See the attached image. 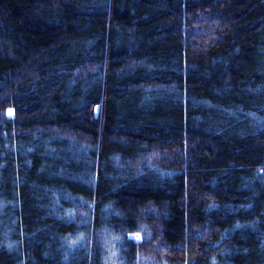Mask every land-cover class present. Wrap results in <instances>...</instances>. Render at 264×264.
<instances>
[{
    "label": "trees",
    "instance_id": "trees-1",
    "mask_svg": "<svg viewBox=\"0 0 264 264\" xmlns=\"http://www.w3.org/2000/svg\"><path fill=\"white\" fill-rule=\"evenodd\" d=\"M0 264H264V0H0Z\"/></svg>",
    "mask_w": 264,
    "mask_h": 264
},
{
    "label": "water",
    "instance_id": "water-1",
    "mask_svg": "<svg viewBox=\"0 0 264 264\" xmlns=\"http://www.w3.org/2000/svg\"><path fill=\"white\" fill-rule=\"evenodd\" d=\"M98 114V109H96V115ZM129 239H132V236H129Z\"/></svg>",
    "mask_w": 264,
    "mask_h": 264
},
{
    "label": "snow or ice",
    "instance_id": "snow-or-ice-1",
    "mask_svg": "<svg viewBox=\"0 0 264 264\" xmlns=\"http://www.w3.org/2000/svg\"><path fill=\"white\" fill-rule=\"evenodd\" d=\"M137 238L139 239V236H137Z\"/></svg>",
    "mask_w": 264,
    "mask_h": 264
},
{
    "label": "rangeland",
    "instance_id": "rangeland-1",
    "mask_svg": "<svg viewBox=\"0 0 264 264\" xmlns=\"http://www.w3.org/2000/svg\"><path fill=\"white\" fill-rule=\"evenodd\" d=\"M10 113H11V111H10Z\"/></svg>",
    "mask_w": 264,
    "mask_h": 264
}]
</instances>
